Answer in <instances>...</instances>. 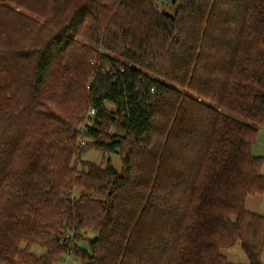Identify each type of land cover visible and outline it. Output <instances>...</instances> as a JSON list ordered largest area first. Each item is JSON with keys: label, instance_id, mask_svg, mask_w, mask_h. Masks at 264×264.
Masks as SVG:
<instances>
[{"label": "trees", "instance_id": "1", "mask_svg": "<svg viewBox=\"0 0 264 264\" xmlns=\"http://www.w3.org/2000/svg\"><path fill=\"white\" fill-rule=\"evenodd\" d=\"M170 5L0 0V264H264V0Z\"/></svg>", "mask_w": 264, "mask_h": 264}, {"label": "rangeland", "instance_id": "2", "mask_svg": "<svg viewBox=\"0 0 264 264\" xmlns=\"http://www.w3.org/2000/svg\"><path fill=\"white\" fill-rule=\"evenodd\" d=\"M164 4L167 5V9H171L170 0H162ZM110 107V105H108ZM264 124V123H263ZM252 154L257 157L263 158V164L261 167V172L264 174V129L257 133L255 141L252 145ZM109 159V165L113 167L117 172L121 171V159L118 153H103L100 150L95 149L94 147H87L83 150L80 159L84 162L93 163L99 165L101 167H105L107 165L106 159ZM253 202L248 206V210L253 213L261 214L264 216V193L260 197H255L252 199ZM77 247L81 250H85L89 252V248L87 246L86 238L83 241H79L77 243ZM30 253L36 256H41L45 253L43 248L34 246L30 249ZM68 253V252H67ZM224 257L227 258L233 264H248V259L245 254L240 249L238 244L234 245L231 248L225 249L221 252ZM78 264V261L74 254L71 252L66 255L65 259H61L59 261H55L54 264Z\"/></svg>", "mask_w": 264, "mask_h": 264}, {"label": "built area", "instance_id": "3", "mask_svg": "<svg viewBox=\"0 0 264 264\" xmlns=\"http://www.w3.org/2000/svg\"><path fill=\"white\" fill-rule=\"evenodd\" d=\"M88 88V86H87ZM87 117H88V120H87V124H89L90 120L94 117L95 115V111L93 109H90L87 113ZM79 139H78V146L79 148H83L85 146V143L87 141V127H86V124L85 125H82L79 129ZM68 254H70L69 252L65 254L64 256V259L66 257V255L68 256ZM65 264V262H64Z\"/></svg>", "mask_w": 264, "mask_h": 264}, {"label": "crops", "instance_id": "4", "mask_svg": "<svg viewBox=\"0 0 264 264\" xmlns=\"http://www.w3.org/2000/svg\"><path fill=\"white\" fill-rule=\"evenodd\" d=\"M263 129H264V124L262 125V127L260 128V131H263ZM259 132V131H258ZM263 174V173H262ZM264 175V174H263ZM261 196V195H260ZM260 196H255V197H260ZM254 197H248L247 199H246V203H245V207L246 206H248L249 207V205L253 202V199ZM246 209L248 210V208L246 207ZM248 211H250V210H248ZM250 212H252V211H250ZM255 213V212H254ZM255 214H257V213H255ZM258 215H261V214H258ZM261 216H263V215H261Z\"/></svg>", "mask_w": 264, "mask_h": 264}]
</instances>
